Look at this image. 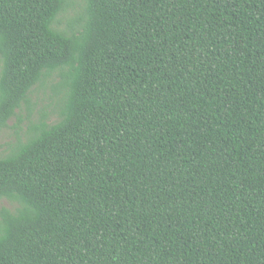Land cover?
Segmentation results:
<instances>
[{
  "label": "trees",
  "instance_id": "1",
  "mask_svg": "<svg viewBox=\"0 0 264 264\" xmlns=\"http://www.w3.org/2000/svg\"><path fill=\"white\" fill-rule=\"evenodd\" d=\"M14 118L0 264H264V0H0Z\"/></svg>",
  "mask_w": 264,
  "mask_h": 264
},
{
  "label": "rangeland",
  "instance_id": "2",
  "mask_svg": "<svg viewBox=\"0 0 264 264\" xmlns=\"http://www.w3.org/2000/svg\"><path fill=\"white\" fill-rule=\"evenodd\" d=\"M79 4H82V0H76ZM79 7L78 5L75 6V8ZM73 11H71L72 14ZM42 98H44V95L42 94V92L37 93L33 96L32 98V107H33V114L31 116V120H35L38 116V112L39 109L42 106H45L46 103L42 102ZM29 112L27 107H24L22 112L20 113L19 117H28ZM28 125V122H22L21 124L19 123V119L18 118H14L12 119L9 123H8V127L5 129H0V152L4 151V146L7 142H10L12 140H14L16 138V133H20L21 131L19 130V128H24L26 129ZM3 208H7V209H14L12 208V205L7 201V200H3L0 201V210Z\"/></svg>",
  "mask_w": 264,
  "mask_h": 264
}]
</instances>
